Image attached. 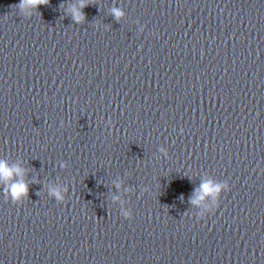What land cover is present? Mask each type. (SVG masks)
Segmentation results:
<instances>
[{
	"label": "clouds",
	"instance_id": "9594fccd",
	"mask_svg": "<svg viewBox=\"0 0 264 264\" xmlns=\"http://www.w3.org/2000/svg\"><path fill=\"white\" fill-rule=\"evenodd\" d=\"M48 3L49 0H21V3L15 7L23 12L28 9H36L40 5H46ZM85 6L84 0H81L79 7L73 6L72 8L73 19L77 23H80L84 19L82 9ZM112 12L117 19L123 15L122 11L117 8H113ZM23 175L24 170L18 165L9 166L6 161L0 160V181L5 183L6 192L11 195L13 200L21 199L27 195L28 185L24 182ZM222 187H225V185H215L212 182H204L198 190V199L192 202L199 203V201L203 200L207 195L215 196L220 192ZM53 194L60 198L59 192H54Z\"/></svg>",
	"mask_w": 264,
	"mask_h": 264
}]
</instances>
